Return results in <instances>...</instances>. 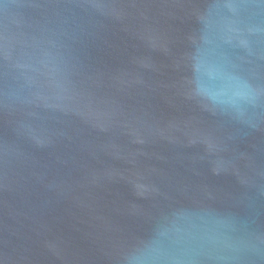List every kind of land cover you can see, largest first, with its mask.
<instances>
[{
    "label": "water",
    "instance_id": "obj_1",
    "mask_svg": "<svg viewBox=\"0 0 264 264\" xmlns=\"http://www.w3.org/2000/svg\"><path fill=\"white\" fill-rule=\"evenodd\" d=\"M0 264H264V0H0Z\"/></svg>",
    "mask_w": 264,
    "mask_h": 264
}]
</instances>
